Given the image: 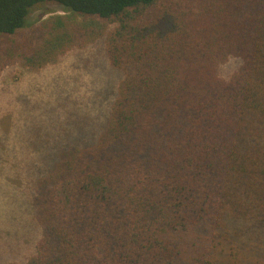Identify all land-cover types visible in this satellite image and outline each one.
<instances>
[{
  "label": "trees",
  "instance_id": "16d2710c",
  "mask_svg": "<svg viewBox=\"0 0 264 264\" xmlns=\"http://www.w3.org/2000/svg\"><path fill=\"white\" fill-rule=\"evenodd\" d=\"M45 3L112 26L121 79L93 140L37 178L40 238L8 264H264V0H0L6 56L32 70L92 43L22 33Z\"/></svg>",
  "mask_w": 264,
  "mask_h": 264
},
{
  "label": "rangeland",
  "instance_id": "374dc122",
  "mask_svg": "<svg viewBox=\"0 0 264 264\" xmlns=\"http://www.w3.org/2000/svg\"><path fill=\"white\" fill-rule=\"evenodd\" d=\"M91 20L56 3L34 7L22 33L45 40L54 32L68 33L92 42L39 70L10 61L8 41L0 36V264L25 263L33 255L41 235L34 203L37 178L54 169L67 141L93 140L115 100L121 72L112 67L104 43L112 26L96 38ZM88 32L90 40L82 41ZM225 71L231 73L232 66ZM240 247L252 246L241 242Z\"/></svg>",
  "mask_w": 264,
  "mask_h": 264
},
{
  "label": "clouds",
  "instance_id": "9594fccd",
  "mask_svg": "<svg viewBox=\"0 0 264 264\" xmlns=\"http://www.w3.org/2000/svg\"><path fill=\"white\" fill-rule=\"evenodd\" d=\"M236 60L237 58L235 57H228L224 61L219 62L216 68V78L223 81L230 79L231 75H233L236 70ZM229 65L232 66V72L226 73L225 69H227Z\"/></svg>",
  "mask_w": 264,
  "mask_h": 264
}]
</instances>
